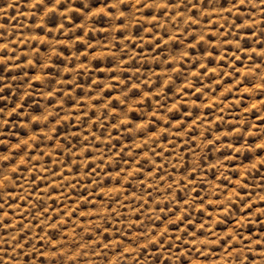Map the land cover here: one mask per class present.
<instances>
[{
	"label": "rangeland",
	"instance_id": "rangeland-1",
	"mask_svg": "<svg viewBox=\"0 0 264 264\" xmlns=\"http://www.w3.org/2000/svg\"><path fill=\"white\" fill-rule=\"evenodd\" d=\"M0 264H264V0H0Z\"/></svg>",
	"mask_w": 264,
	"mask_h": 264
}]
</instances>
